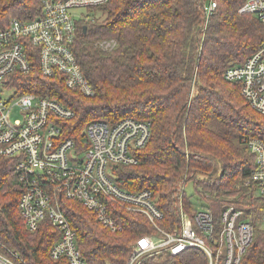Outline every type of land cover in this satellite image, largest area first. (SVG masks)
<instances>
[{
    "label": "trees",
    "instance_id": "1",
    "mask_svg": "<svg viewBox=\"0 0 264 264\" xmlns=\"http://www.w3.org/2000/svg\"><path fill=\"white\" fill-rule=\"evenodd\" d=\"M209 1L109 0L96 8L94 20L78 24L73 44L92 96L69 89L59 74L44 76L37 54L30 59L31 70L15 72L11 82L19 95L50 97L72 109L73 117L57 121L59 140L73 139L79 153L91 146L85 130L92 122H150L151 138L136 151L137 164L113 167L118 186L151 190L164 214L159 225L168 231L179 228L181 206L191 213L199 202L212 209L218 233L223 209L234 206L255 228L241 264H264L263 201L249 183L255 157L245 144L249 138L264 142V114L244 98L240 84L224 78L228 67L259 49L264 24L239 13L246 0H216L218 8L204 30ZM42 14V0H0V31L12 18ZM106 41L115 46L106 48ZM181 182H192L196 195L180 191ZM21 195L15 160L0 158V251L17 252L20 264H69L51 257L61 232L49 218L35 232L26 228ZM55 200L88 264H127L137 241L158 233L146 216L118 203H109L121 227L112 231L82 202L59 194ZM141 264H209V257L191 247L175 256H147Z\"/></svg>",
    "mask_w": 264,
    "mask_h": 264
},
{
    "label": "built area",
    "instance_id": "2",
    "mask_svg": "<svg viewBox=\"0 0 264 264\" xmlns=\"http://www.w3.org/2000/svg\"><path fill=\"white\" fill-rule=\"evenodd\" d=\"M109 0H42L43 14L32 20L12 18L0 31V158H13L22 188L19 211L26 228L35 232L49 218L61 232L51 250V257L69 264H88L77 245V234L61 209L56 195L82 202L94 211L99 222L117 231L121 229L110 214V202L146 216L158 233L140 238L127 264H141L144 258L161 252L178 255L188 248L206 252L209 264H241L251 246L255 228L243 212L226 206L221 215V229L215 233V219L210 207L199 202L188 213L180 208V226L168 231L159 225L164 214L151 190L131 192L118 186L113 167L137 164L136 151L145 147L152 134L151 123L124 118L115 125L102 121L90 123L85 132L89 149L79 153L75 141H60L58 119L74 116L71 108L50 97L32 93L18 94L12 85L15 72L31 70L30 59L38 56L44 76L61 75L65 85L92 96L94 89L86 79L73 51L78 24L92 21L96 8ZM218 8L216 0L205 5V26ZM83 9L90 10L84 14ZM240 14H251L264 24V0H246ZM114 47V41L103 43ZM225 80L241 85L242 95L258 112L264 114V42L241 64H233L224 73ZM9 91H14L6 97ZM17 110L13 118V112ZM255 157L249 183L263 201L264 229V142L245 140ZM181 182L179 190H184ZM17 252L0 251V264H20ZM20 260V259H19Z\"/></svg>",
    "mask_w": 264,
    "mask_h": 264
},
{
    "label": "rangeland",
    "instance_id": "3",
    "mask_svg": "<svg viewBox=\"0 0 264 264\" xmlns=\"http://www.w3.org/2000/svg\"><path fill=\"white\" fill-rule=\"evenodd\" d=\"M81 11H83L84 12V14H88V13H90V10H88V9H83V10H81ZM96 13V10L94 11V14ZM12 93H14V91L12 92V91H9L6 95V97H9ZM17 113V110H14V112H13V118H14V116H15V114ZM184 190L186 191V193L189 195V196H193V195H196V193H195V188H194V185H193V183L192 182H189V183H187L185 186H184ZM194 202L196 203V200H194Z\"/></svg>",
    "mask_w": 264,
    "mask_h": 264
},
{
    "label": "water",
    "instance_id": "4",
    "mask_svg": "<svg viewBox=\"0 0 264 264\" xmlns=\"http://www.w3.org/2000/svg\"><path fill=\"white\" fill-rule=\"evenodd\" d=\"M86 30H87V27L85 26V27H84V32H85V33H86Z\"/></svg>",
    "mask_w": 264,
    "mask_h": 264
}]
</instances>
